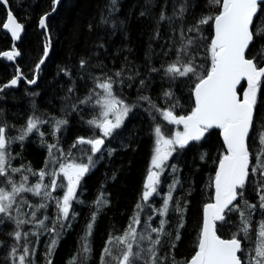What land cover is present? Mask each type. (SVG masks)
<instances>
[{"label":"trees","instance_id":"16d2710c","mask_svg":"<svg viewBox=\"0 0 264 264\" xmlns=\"http://www.w3.org/2000/svg\"><path fill=\"white\" fill-rule=\"evenodd\" d=\"M6 1L23 33L15 44L19 57L14 62L0 59V87L17 70L32 81L48 37L50 42L35 83L20 81L0 92V129H5L12 152L10 167H17V157L21 168L30 166L38 180L47 178L43 173L55 148L87 169L65 216H60L65 186L59 179L47 195L36 197L35 231L23 225L0 228V264L11 262L8 249L17 238L22 264H116L128 248L126 264H186L197 250L203 207L213 200L217 165L227 154L219 131H204L198 140L176 148L148 202L142 200L143 181L156 130L169 136L184 129L168 116L193 112L192 90L212 67L213 22L222 0H61L46 21L47 34L38 28L39 20L52 10L54 0ZM5 18L0 3V53L12 46L2 31ZM251 34L246 57L260 67L264 2ZM173 67L189 70L182 75L172 72ZM105 82L130 111L95 153L80 141L98 133L91 120L99 114ZM254 107L248 174L235 202L216 223L219 237L240 242L241 264H264V248L257 251L264 228V78ZM30 120L37 130L19 141L17 129ZM6 175L0 172V186L13 193ZM26 180L29 187L33 179ZM21 202L25 209L24 197ZM18 257L15 252V264H20Z\"/></svg>","mask_w":264,"mask_h":264},{"label":"water","instance_id":"95a60500","mask_svg":"<svg viewBox=\"0 0 264 264\" xmlns=\"http://www.w3.org/2000/svg\"><path fill=\"white\" fill-rule=\"evenodd\" d=\"M263 2L222 0L221 13L213 23L211 45L215 50L214 61L209 73L193 88L194 111L187 116H169L172 124L186 129L188 140L183 142L184 145L198 140L204 131L217 130L227 151L216 168L212 182L213 200L203 207L197 250L186 264H241L239 241L219 237L216 223L235 202L237 189L243 184L249 170L247 141L255 110L249 101L241 98L239 89L243 84L256 87L264 78V64L256 67L246 57L252 41L251 25L257 15L258 5ZM2 3L7 6L4 0ZM45 20L46 16L40 20V28L45 26ZM3 30L10 34L14 43L21 36L22 27L10 12ZM48 50H45L43 60ZM17 55L16 51H12L2 53L0 57L12 59ZM16 81L11 80L3 88L15 86ZM103 130L106 133L110 131L109 122L103 123ZM102 144V140H95L94 151H98ZM156 176V171H150L145 185L152 186Z\"/></svg>","mask_w":264,"mask_h":264},{"label":"rangeland","instance_id":"374dc122","mask_svg":"<svg viewBox=\"0 0 264 264\" xmlns=\"http://www.w3.org/2000/svg\"><path fill=\"white\" fill-rule=\"evenodd\" d=\"M171 70L172 72L183 75L187 73L189 68L173 67ZM108 84V82H105V84L101 86L102 92L99 94L98 98L99 114L91 120V124L97 129L98 133L93 139L81 140L80 144L87 142L88 144H90V146H92L95 140H104L108 134L102 131L101 124L104 121L109 122L110 131H112L116 128H119L128 116L130 107L128 105H123V103L119 99L115 98L112 95ZM256 94L257 88L244 87L241 92L242 98L252 104L255 103ZM24 130L26 134L29 135L30 133H32V131L34 132L37 130V123L31 120V122L27 123V125L24 127ZM20 131L21 133H23V129H21ZM187 139L188 135L186 133V130L184 129H175V131H173V133L169 136L165 135L161 131V129L156 130L155 146L152 152L149 167L150 170H154L157 172L158 179L164 172L165 164L175 152L176 148H178L184 141H187ZM260 139L261 142L264 143V131L260 135ZM260 139L258 136V140ZM7 152H9L8 149ZM50 156L51 162H49V170L44 171L43 173V175H47V178L42 177L41 180H38L37 176H35L36 173L34 170L32 171V173L27 174V172L24 171L23 168L17 169L16 167L12 170V166L10 167V164L5 165V158L2 150L0 149V172L7 174V181L11 182L10 190L15 189V191L11 193L8 192V190H6L5 188H0V201L2 202V204H0V225L2 221H9L12 226L16 227V224L21 226L23 225L25 230L30 227V229H33V231H35L37 229V222L35 217V209L37 206L36 197L40 196L42 198V196L47 195L49 190H52L55 187L56 182L59 179L63 180L65 186L64 195L60 203V216H65L68 211L70 201L76 192L78 182L81 176L85 173L87 166L82 163L76 162L75 160L68 159L66 155H64L60 150H56L55 148L52 149ZM31 174L34 175L32 176ZM27 177H31V179H33V183L29 187L26 186ZM46 181H48L49 183ZM156 184L154 187L150 186L151 188L149 187L142 192L143 202H148L151 196L156 192ZM24 192L33 195V198L24 194ZM14 193H17V195H14ZM23 197L25 198V203H27L25 209L22 207L21 202ZM30 199L31 201H29ZM28 211H31L30 219L28 217ZM31 225H35V227ZM12 235L17 236V233H12ZM259 235L260 242L257 245V251H260L264 248V228H261L259 230ZM16 240L17 242H14V240L11 241L12 245L10 247V250L13 251V254L14 251H17L19 256L18 261H20V264H22L21 256L23 251L20 253V250L18 248L15 249L16 245L18 246L19 238H17ZM128 253L129 248L127 250V253L122 257V259L118 260L116 264H126ZM17 264H19V262Z\"/></svg>","mask_w":264,"mask_h":264},{"label":"bare ground","instance_id":"6f19581e","mask_svg":"<svg viewBox=\"0 0 264 264\" xmlns=\"http://www.w3.org/2000/svg\"><path fill=\"white\" fill-rule=\"evenodd\" d=\"M5 2H6V7L3 5V3H2V0H0V3L2 4V6L5 8V10H6V18H5V21H4V23H3V25H2V31L5 33V34H7L8 36H9V38H10V40H11V44H12V46H11V49H9V50H7V51H4V52H12V51H16L17 53H18V55L17 56H14L12 59H9V58H7V57H0V59H5V60H7V61H9V62H14L18 57H19V50H17V48L15 47V44L19 41V39L21 38V36H22V33H23V26L21 25V23H19L18 22V20L14 17V15H13V13L9 10V8H8V4H7V1L6 0H4ZM56 1L57 0H54V6H53V8H52V10H50L47 14H45V15H43L41 18H40V20L43 18V17H45L46 16V20H45V26L43 27V28H40L39 27V25H40V20H39V25H38V28L39 29H43V31H44V33H46L47 34V32H48V29H47V26H46V21H47V19H48V17L50 16V15H53L54 14V12L56 11V8H57V6H58V4L60 3V1L61 0H58V2L56 3ZM8 12H10L12 15H13V17L15 18V20L17 21V23L19 24V25H21V27H22V33H21V36L19 37V39H18V41L17 42H13V40H12V37L10 36V34L8 33V32H5L4 30H3V26H4V24H5V22H6V20H7V15H8ZM214 23V22H213ZM47 48H49V50H50V42H49V37H48V45L46 46V48H45V50L47 49ZM45 50H44V54H43V56H42V58H41V60L39 61V63L37 64V66H36V68H35V73H34V77H33V80L32 81H28L23 75H21L19 72H18V70H17V74L13 77V78H11L8 82H10L11 80H13V79H17V81H16V85L15 86H10V87H4L3 88V86L5 85V84H7V83H5L4 85H2L1 87H0V92L3 90V89H5V88H16L18 85H19V82L20 81H24V82H26V84L27 85H29V86H32L34 83H35V81H36V75H37V73H38V71H39V69H40V67L42 66V64L46 61V59L48 58V55H49V50H48V53H47V56L45 57V59L43 60V57H44V55H45ZM4 52H2V53H4ZM2 53H0V55L2 54ZM42 60H43V62H42ZM39 66V67H38ZM37 67H38V69H37ZM31 121V120H30ZM30 121H28V123L30 122ZM104 122H106V121H104ZM103 122V123H104ZM103 123L101 124V127H102V131L104 132V133H106L104 130H103ZM111 133V131H109V134ZM0 134H1V136H0V141H1V139H3V142H4V140L6 139V133H5V129L4 128H1L0 129ZM5 137V138H4ZM18 138V137H17ZM19 140V139H18ZM22 140H23V138H22ZM6 143H7V141H6ZM103 145V144H102ZM92 150H93V152H98V151H94V148H93V144H92ZM102 147V146H101ZM7 148H8V150H9V147L7 146ZM10 151H11V149H10ZM11 154H12V152H11ZM150 165V164H149ZM30 166H27V164L24 166V171H26L27 172V174L29 173H31V167L29 168ZM14 169H15V167H13ZM150 168V167H149ZM165 169V168H164ZM150 171H152V170H148L147 171V174L150 172ZM25 173V172H24ZM23 173V174H24ZM147 174H146V176H145V182H144V190H146L147 188H149L150 186H146L145 184H146V177H147ZM25 177V176H24ZM23 177V178H24ZM159 180V179H158ZM157 179L155 180V183L158 181ZM154 183V184H155ZM153 184V185H154ZM78 186V185H77ZM0 188H4V187H2V186H0ZM6 224L5 226H3V224ZM11 225V226H10ZM6 226H10V229H6V228H4V227H6ZM16 226H17V224H16ZM0 228L1 229H6L7 231H10V230H12V229H14V226H12V224L9 222V221H6V222H1V225H0ZM14 242H15V240H14ZM16 244V243H15ZM8 252H9V254L13 257V255L15 254V252H17V251H14V254H13V251L12 250H10L9 251V249H8ZM152 253V252H151ZM12 257H11V262L9 263V264H15V261H13L12 260Z\"/></svg>","mask_w":264,"mask_h":264},{"label":"flooded vegetation","instance_id":"af4514ba","mask_svg":"<svg viewBox=\"0 0 264 264\" xmlns=\"http://www.w3.org/2000/svg\"><path fill=\"white\" fill-rule=\"evenodd\" d=\"M53 6H54V4H53ZM57 9V8H56ZM31 122V121H30ZM28 123V122H27ZM27 123H26V125H27ZM25 125V126H26ZM16 133H17V136H18V139H19V141H21L22 140V138L23 139H25L28 135L26 134V132H25V130H24V128H23V133L22 134H20L21 133V131H20V129H17V131H16ZM0 136H1V134H0ZM5 138V137H4ZM19 148H20V146H19ZM0 149L2 150V153H3V155H4V164L6 165V164H10V159H11V151H10V148H9V152H7V144H6V139L4 140V144L2 145V144H0ZM16 160H17V162H18V165H17V169H19V168H21V162H20V160L16 157ZM26 164V163H25ZM150 169V168H149ZM148 169V170H149ZM32 171L33 170H31V173H32ZM145 182V178H144V181H143V183ZM156 184V183H155ZM155 184L154 185H152L151 187H154L155 186ZM150 187V188H151ZM148 189V188H147ZM156 193V192H155ZM155 193L151 196V198L155 195ZM150 198V199H151ZM0 204H2V202L0 201ZM11 226V225H10ZM10 226H6V227H4V228H6V229H10ZM14 228H15V226H14Z\"/></svg>","mask_w":264,"mask_h":264}]
</instances>
